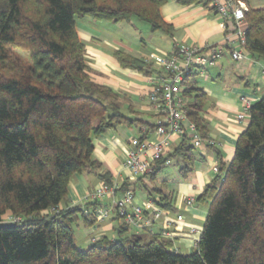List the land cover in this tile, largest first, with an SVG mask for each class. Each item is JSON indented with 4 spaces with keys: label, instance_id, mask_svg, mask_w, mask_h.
I'll list each match as a JSON object with an SVG mask.
<instances>
[{
    "label": "trees",
    "instance_id": "16d2710c",
    "mask_svg": "<svg viewBox=\"0 0 264 264\" xmlns=\"http://www.w3.org/2000/svg\"><path fill=\"white\" fill-rule=\"evenodd\" d=\"M163 2L0 0V223H12L0 226V264H264V96L249 107L248 124L231 161L218 164L216 178L197 197L209 206L191 253L176 252L172 237L161 233L148 240L127 234L128 224L118 214L113 215L115 238L101 236L79 248L72 224L93 227L91 212L99 202L85 203L90 213L79 206L58 208L74 174L101 168L92 157V138L117 125L134 124L121 111L119 95L89 75L75 18L112 23L136 19L169 34L171 26L159 13ZM242 26L244 51L264 58V7L249 8ZM113 56L122 67L159 73L153 63L121 50ZM196 73L185 76L181 96L187 122L206 139L205 94L195 82ZM188 135L184 129L177 145L145 176L151 184L166 159L181 174L190 172L196 147ZM98 176L112 182L109 172ZM142 179L135 180L146 199L170 207L164 185L150 186ZM133 186L120 182L121 190L134 193Z\"/></svg>",
    "mask_w": 264,
    "mask_h": 264
},
{
    "label": "crops",
    "instance_id": "0c3cea01",
    "mask_svg": "<svg viewBox=\"0 0 264 264\" xmlns=\"http://www.w3.org/2000/svg\"><path fill=\"white\" fill-rule=\"evenodd\" d=\"M241 1L248 9L264 7V0ZM159 13L163 21L171 26L169 34L161 30L152 31L149 26L139 27L133 19L127 26L118 27L119 32L115 34L109 27L100 24L105 20L75 18L77 35L85 45L89 75L93 81L111 88L119 95L121 111L134 124L117 125L92 138V157L100 163L101 168L74 174L67 185L66 198L59 203L58 208L79 206L83 213H90L92 208L85 206L89 202L88 196L103 181L98 175L109 172L112 181L126 180L134 185L133 205L142 208V220L127 225V234H137L148 240L163 230H169L172 233L171 248L181 254H189L196 247L209 206L208 202L198 201L197 197L216 178L213 167L219 163L227 166L231 161L237 138L248 124V116L242 120L236 118L242 111L240 97L248 96L253 103L264 96V58L253 57L244 51L245 57L235 61L230 56V48H227L213 65L197 71L195 82L205 94L202 117L206 123L207 137L214 144L193 150L192 167L185 175L179 172L176 165L174 172L156 178L154 184L147 178L142 179L143 183L150 186L164 185V193L171 195L170 207L164 208L153 199H146L147 194L142 185L136 183L122 166L129 138L138 136L146 141L154 139V124L158 114L147 100L151 90L147 77L153 74L146 75L136 69L120 66L113 51L121 50L152 63L151 55H166L179 43L200 47L223 46L225 32L214 11L197 2L164 0ZM113 24L121 25L120 22ZM108 33L112 34L110 38ZM178 140V137H174L169 148L175 147ZM190 196L194 197V202L186 204ZM154 200H158V197L155 196ZM104 203H108V199ZM155 208L160 211L157 217L154 215ZM128 212H131L130 208ZM178 216H181L180 220ZM117 224L111 215L96 222L93 227H83L85 238L82 244L87 247L92 242L91 238L101 236L115 238ZM77 225L81 224L78 222Z\"/></svg>",
    "mask_w": 264,
    "mask_h": 264
},
{
    "label": "built area",
    "instance_id": "2783aa9c",
    "mask_svg": "<svg viewBox=\"0 0 264 264\" xmlns=\"http://www.w3.org/2000/svg\"><path fill=\"white\" fill-rule=\"evenodd\" d=\"M197 3L213 10L219 17V25L225 32L224 45L200 47L179 43L175 44L166 55H151L150 61L158 68L159 73L147 77L151 84L147 100L158 114V118L154 127L153 140L146 141L133 136L129 138L125 146L122 166L133 179L145 178L155 168L156 162L170 149L173 138L179 137L184 129L187 130L194 147L200 148L206 144H214L211 138L202 139L195 130L194 124L187 122L185 100L181 96L180 84L185 76L195 71H203L206 67L213 65L226 51L225 48H230V56L235 61L245 57V32L241 24L248 8L241 0H198ZM240 102L242 111L237 114V120L248 116V109L252 104L248 96H241ZM170 163L171 160L166 159L159 166L165 167ZM213 171L218 172L216 166L213 167ZM88 199L99 202L91 212L96 222H101L114 214H118L128 225L142 220V208L133 205V191L130 188L121 190L120 182L101 181L89 194ZM106 199L108 203H104ZM192 202L194 197L190 196L186 199V204ZM128 208L131 212H128ZM159 213L160 211L155 208L154 215L157 217ZM177 219L180 220L181 216ZM160 233L165 238L172 237L169 230H163ZM94 239L92 238V241Z\"/></svg>",
    "mask_w": 264,
    "mask_h": 264
},
{
    "label": "rangeland",
    "instance_id": "374dc122",
    "mask_svg": "<svg viewBox=\"0 0 264 264\" xmlns=\"http://www.w3.org/2000/svg\"><path fill=\"white\" fill-rule=\"evenodd\" d=\"M134 22H137L138 26L139 27H144V28H147L148 25L145 23V22H142V21H138L136 19H133ZM102 26H105V27H109L110 31L113 32V33H118L119 32V29L118 27L120 26H127L128 22H120L121 25H118V26H115V24L113 23H109L107 21H101L100 23ZM137 26V25H136ZM105 32V31H104ZM109 34V33H108ZM110 35V34H109ZM112 36V34L110 36H108L109 38ZM131 36V35H130ZM176 169V165H175V162L174 164L172 163L171 165H168V166H165L162 168L161 172L157 175V178L163 176L164 174L166 175L167 173H170V172H174ZM173 174V173H172ZM172 174L170 175V178H172ZM3 219L8 220V215H5L3 217ZM72 229H73V237H74V243L76 246H78L79 248H82L84 249L85 246L82 244V240L85 238L84 234H83V226L81 225H77L75 223L72 224ZM92 239V238H91Z\"/></svg>",
    "mask_w": 264,
    "mask_h": 264
},
{
    "label": "water",
    "instance_id": "95a60500",
    "mask_svg": "<svg viewBox=\"0 0 264 264\" xmlns=\"http://www.w3.org/2000/svg\"><path fill=\"white\" fill-rule=\"evenodd\" d=\"M12 223L11 222H2L0 223V226H11Z\"/></svg>",
    "mask_w": 264,
    "mask_h": 264
}]
</instances>
